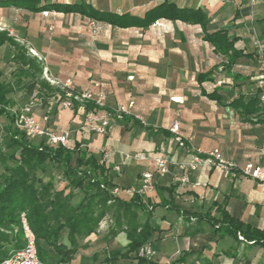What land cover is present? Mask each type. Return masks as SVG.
Wrapping results in <instances>:
<instances>
[{"label":"crops","instance_id":"obj_1","mask_svg":"<svg viewBox=\"0 0 264 264\" xmlns=\"http://www.w3.org/2000/svg\"><path fill=\"white\" fill-rule=\"evenodd\" d=\"M163 3L204 11L209 17L207 32H225L234 39L237 56L217 52L204 40L199 25L161 18L147 27L121 28L54 8L82 4L142 18ZM41 6L48 8L0 6V32L43 59L46 75L57 83L52 86L61 91L68 83L73 93L103 92L105 105L97 110L92 103H74L67 109L56 99L65 95L40 97L36 82H31L16 93L12 107L33 101V116L41 126L58 134L69 132L72 145L104 160L105 176L119 190L118 198L140 196L150 209L147 220L154 229L147 242L154 251L151 264H264L261 247L236 242L204 220L183 218L170 208L217 218L215 205L224 204L233 219L264 230V185L216 168L179 169L197 150L204 157L218 149L224 159L244 164L264 147V117L260 112L240 113L231 105L236 98H249L254 79L263 72L259 45L264 55V0H40L35 7ZM43 11L56 15L43 17ZM13 55L8 43L0 46V71L7 65L9 77L15 69ZM130 101L145 125L127 118L124 125L111 121L103 135L91 131L95 122L87 120L90 113L95 118ZM44 116L47 123L42 122ZM176 121L183 148L169 130ZM157 157L168 160L165 174L156 172ZM144 173L152 175L153 188L140 193ZM40 177L44 182L53 179L55 190L66 184L61 171L48 170ZM83 197V192H76L71 205L79 206ZM145 219L140 214V221ZM112 226L104 218L94 234L78 241L79 250L65 264H149L139 262L135 254L111 259L128 244L126 233H113ZM66 236L64 231L60 239L68 244Z\"/></svg>","mask_w":264,"mask_h":264},{"label":"trees","instance_id":"obj_2","mask_svg":"<svg viewBox=\"0 0 264 264\" xmlns=\"http://www.w3.org/2000/svg\"><path fill=\"white\" fill-rule=\"evenodd\" d=\"M39 1L4 0L0 1V6H33L32 9L36 11L48 8H36ZM54 8L65 13L86 15L92 20L121 28L147 27L161 18L199 25L204 33V40L217 52L228 58L237 56L233 49L234 39L228 38L225 32H207L209 17L200 9L178 8L173 4L163 3L139 18L100 12L82 4L66 5L63 8L54 5ZM4 43L14 49L11 62L15 69L9 81L2 80L3 73L0 71V117L6 120L3 127L5 148L10 151L7 154L0 151V262L10 251L23 245L21 214H24L34 236L38 259L46 264L69 262L80 248L78 241L94 234L104 218L113 224V233L124 231L128 239L125 250L113 254L111 259L114 261L119 257L127 258L130 254H136L154 231L147 220L150 209L144 205L140 196L133 194L131 199L124 201L113 195L111 192L115 188L105 176L106 169L101 159L80 151L78 146L67 150L61 146L50 147L44 141L32 143L23 132L13 127V116L5 110L13 106V94L23 91L31 82H36L38 95L44 98L56 97L57 94L63 97L66 90L60 91L45 81L42 78L41 62L6 33L0 32V46ZM232 62L233 58L229 63ZM231 105L243 114L260 111L255 88L247 100L236 98ZM126 120L127 118L121 124L124 125ZM261 121L264 122V118ZM48 167L58 169L64 174L66 184L61 190L54 189L53 179L44 182L40 177L48 171ZM76 192H83L84 197L79 206L73 207L70 202ZM215 206L217 218L209 213L199 215L180 211L174 206L170 208L183 218L204 220L220 235L228 236L239 243L259 246L264 252V230L252 228L233 219L225 210L224 204ZM140 214L146 217L143 222L140 221ZM64 231H67L68 244L60 239ZM138 261L149 262L144 259Z\"/></svg>","mask_w":264,"mask_h":264},{"label":"built area","instance_id":"obj_3","mask_svg":"<svg viewBox=\"0 0 264 264\" xmlns=\"http://www.w3.org/2000/svg\"><path fill=\"white\" fill-rule=\"evenodd\" d=\"M43 17H54L56 15L53 11H43ZM90 33H95L94 22L89 24ZM260 49V64L263 72L254 79V88L256 91V98L260 107V115L264 117V55L263 49L259 45ZM30 55L37 58L42 62L43 59L38 57L33 51H29ZM42 78L50 85H56L46 75V69L43 68ZM70 84L66 83L62 85V89L66 90L65 99L56 97L57 101L62 107L72 109L74 103L83 106L86 103H92L97 110H103L106 95L103 92L93 93L91 91H82L73 93L68 91ZM35 104L33 101L25 104L24 106L14 109L13 107H7L5 110L13 116V127L25 134L28 140L44 141L46 145L50 147L61 146L67 150H73L74 145L70 142L69 132L65 131L60 134L50 131L47 127L41 126L33 116V108ZM133 102H127L122 105H117L111 112H102L99 116L88 115V121L95 122V125L91 128V131L96 134L103 135L110 126L111 121L122 122L125 118H132L138 123L145 125L143 118L133 113ZM42 122L47 123L48 117L44 116ZM170 133L173 135V140L180 148L185 146L184 140L180 133L179 123L173 122L170 127ZM200 151L197 150L191 158L179 165L181 171L190 170L195 171L198 167L204 166L207 168H216L227 176H233L239 174L243 178L251 179L261 185H264V147H262L255 155V158L244 163L238 164L233 161L224 159L218 149H212L209 152L204 153V157L200 156ZM102 155V154H100ZM140 159H144L145 156H139ZM104 161V160H102ZM156 172L159 174H165L167 171L168 160L165 157H157L154 159ZM152 175L150 173H144L142 175V186L140 193L152 190ZM182 182L186 183V179L182 178ZM119 190L117 188L112 189L113 195H118ZM128 192V191H127ZM129 193V192H128ZM20 224L23 234V245L19 249H15L9 252L8 256L0 262V264H46L38 259L35 239L30 231V228L26 222L24 214L20 216ZM136 258L150 261L154 257V251L150 244L145 243L142 245L135 254Z\"/></svg>","mask_w":264,"mask_h":264},{"label":"rangeland","instance_id":"obj_4","mask_svg":"<svg viewBox=\"0 0 264 264\" xmlns=\"http://www.w3.org/2000/svg\"><path fill=\"white\" fill-rule=\"evenodd\" d=\"M2 72L4 74V77L2 78V80L3 81H9L11 79V76L9 77V70H8V66L7 65L4 66ZM16 96H17L16 94H13L11 96V100H12L13 103H14V100L17 98ZM5 124H6L5 118L0 117V151H1L2 154H7V153L10 152L8 149L5 148L6 138H5V133L3 131V127H4ZM30 142L37 144L40 141L39 140H30ZM48 170H51V171L52 170H57L58 172H60V170L55 169L53 167H48Z\"/></svg>","mask_w":264,"mask_h":264}]
</instances>
